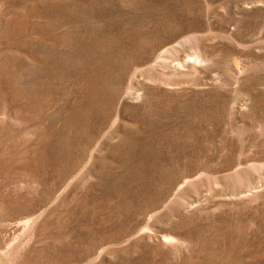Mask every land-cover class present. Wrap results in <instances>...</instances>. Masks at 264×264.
Here are the masks:
<instances>
[{
	"label": "rangeland",
	"instance_id": "374dc122",
	"mask_svg": "<svg viewBox=\"0 0 264 264\" xmlns=\"http://www.w3.org/2000/svg\"><path fill=\"white\" fill-rule=\"evenodd\" d=\"M0 264H264V0H0Z\"/></svg>",
	"mask_w": 264,
	"mask_h": 264
}]
</instances>
